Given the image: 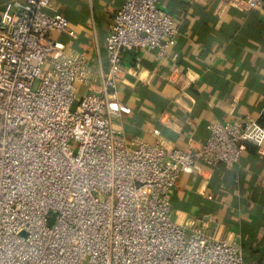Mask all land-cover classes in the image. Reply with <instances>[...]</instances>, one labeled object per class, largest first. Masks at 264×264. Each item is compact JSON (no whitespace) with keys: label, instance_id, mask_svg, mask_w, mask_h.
Here are the masks:
<instances>
[{"label":"built area","instance_id":"obj_1","mask_svg":"<svg viewBox=\"0 0 264 264\" xmlns=\"http://www.w3.org/2000/svg\"><path fill=\"white\" fill-rule=\"evenodd\" d=\"M157 3L125 0L106 36L100 89L81 96L92 72L84 56L52 46L53 32L75 35L53 0H17L1 18L0 264H251L234 243L188 234L172 192L181 172L262 146L258 119L211 122L190 150L129 141L114 123L122 50L150 47L162 58L176 44V22ZM246 3L264 10V0Z\"/></svg>","mask_w":264,"mask_h":264},{"label":"crops","instance_id":"obj_2","mask_svg":"<svg viewBox=\"0 0 264 264\" xmlns=\"http://www.w3.org/2000/svg\"><path fill=\"white\" fill-rule=\"evenodd\" d=\"M17 0H0V20ZM24 1V0H18ZM247 0H158L176 22V44L159 58L150 47L123 49L124 71L110 92L113 116L129 141L190 150L205 143L211 122L237 123L264 113V10ZM125 0H53L75 35L53 32L52 46L87 58L98 91L108 66L106 36ZM173 217L187 233L238 245L251 264L264 263V144L246 143L230 164L181 172Z\"/></svg>","mask_w":264,"mask_h":264},{"label":"trees","instance_id":"obj_3","mask_svg":"<svg viewBox=\"0 0 264 264\" xmlns=\"http://www.w3.org/2000/svg\"><path fill=\"white\" fill-rule=\"evenodd\" d=\"M258 121L260 122L261 125L264 126V113L259 117Z\"/></svg>","mask_w":264,"mask_h":264}]
</instances>
